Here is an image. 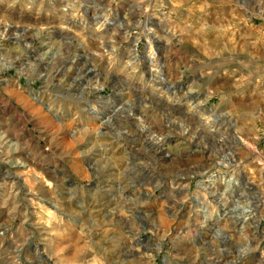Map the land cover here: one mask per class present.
Here are the masks:
<instances>
[{"label": "rangeland", "instance_id": "1", "mask_svg": "<svg viewBox=\"0 0 264 264\" xmlns=\"http://www.w3.org/2000/svg\"><path fill=\"white\" fill-rule=\"evenodd\" d=\"M0 264H264V0H0Z\"/></svg>", "mask_w": 264, "mask_h": 264}, {"label": "bare ground", "instance_id": "2", "mask_svg": "<svg viewBox=\"0 0 264 264\" xmlns=\"http://www.w3.org/2000/svg\"><path fill=\"white\" fill-rule=\"evenodd\" d=\"M37 11H39V10H37ZM37 13H39V12H37ZM64 15V14H63ZM41 21V20H40ZM45 21V20H44ZM96 23V22H95ZM36 24V23H35ZM156 24V23H155ZM3 25V24H2ZM58 25V24H57ZM4 26H5V24H4ZM41 26V25H40ZM152 26V25H151ZM6 27V26H5ZM43 27V26H42ZM7 29V28H6ZM148 29V32L150 33L151 32V30H152V28L151 27H148L147 28ZM2 33H4V32H2ZM128 33V32H127ZM166 33H164V35H165ZM2 35V34H1ZM168 35V34H167ZM166 36V35H165ZM83 40V39H82ZM136 41V40H135ZM146 46H147V48L149 47V49H150V47H151V41L150 40H146ZM136 43V42H135ZM135 43H134V45H135ZM169 46V45H168ZM132 50H133V52H135V47L133 46V48H132ZM100 51V50H99ZM89 52V51H88ZM131 53V52H130ZM41 56V57H40ZM39 57H38V62H40L42 59L41 58H43L42 57V55H40ZM142 57H144V59L146 58L147 59V61H148V63H149V65H151V69H149V70H151V71H153V75H152V77H153V85L152 86H154V88L156 87V86H160L161 87V85L163 84V83H166V81H167V76L166 77H164V74H163V76H160V74H161V71H163L164 69V67H163V62H159V60L157 61L156 59H158L157 58V55H156V53L155 52H148L147 54H145L144 56H142ZM77 59V58H76ZM145 59V60H146ZM82 63V62H81ZM78 65V64H77ZM95 65V64H94ZM127 65V64H126ZM123 66V65H122ZM80 67H82V66H80ZM96 67V66H95ZM90 68V67H89ZM149 68V67H148ZM78 70V69H77ZM148 70V71H149ZM152 73V72H151ZM166 73V72H165ZM170 73V72H169ZM89 74H90V72H89ZM132 74V73H131ZM149 75V74H148ZM159 75V76H158ZM80 76H81V74H80ZM143 77V76H142ZM152 77H150L151 79H152ZM158 80V81H157ZM142 83V82H141ZM168 85V84H167ZM149 87V86H148ZM158 88V87H157ZM170 88V86H167L166 87V89L167 90H170L169 89ZM157 90V89H156ZM161 90V89H160ZM166 90V91H167ZM161 92V91H160ZM162 92H164V91H162ZM173 92H171V94H172ZM189 93V92H188ZM190 95V94H189ZM158 96V95H157ZM162 96V95H161ZM173 96V95H172ZM192 98V97H191ZM173 100L175 101V102H178V103H180V101H185V102H187V106H189V105H191V106H193V104H191V102L188 100H185L184 99V97H177L176 99H174L173 98ZM173 103V102H172ZM191 106H189V109H190V107ZM90 108H92V111H93V113H96V111H95V109L93 108V107H90ZM91 110V109H90ZM200 115H201V118L203 119V121H202V125L203 124H208V126L210 127V130H215V123L214 124H210L209 123V116L208 117H206V115H204L203 113H199ZM211 114V113H210ZM204 115V116H203ZM218 115H215L214 117L216 118ZM200 118V119H201ZM225 118V117H224ZM214 119V118H213ZM218 119V118H217ZM137 121H140L141 122V118H137ZM215 122V121H214ZM200 123V122H199ZM211 123H213V122H211ZM192 124H194L193 122H192ZM201 124V123H200ZM143 128V127H142ZM187 133V129H183V130H181L180 131V135L181 136H184L183 134H186ZM158 139V138H157ZM159 150V149H158ZM230 179H232V178H230ZM254 199H256V201L257 202H259L261 199L259 198V196H257V195H255L254 194Z\"/></svg>", "mask_w": 264, "mask_h": 264}]
</instances>
